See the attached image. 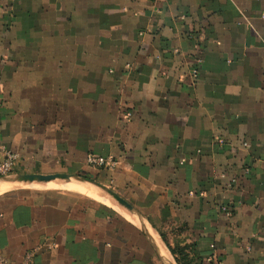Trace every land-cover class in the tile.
<instances>
[{
	"label": "crops",
	"instance_id": "0c3cea01",
	"mask_svg": "<svg viewBox=\"0 0 264 264\" xmlns=\"http://www.w3.org/2000/svg\"><path fill=\"white\" fill-rule=\"evenodd\" d=\"M3 149L9 264H264V0H0Z\"/></svg>",
	"mask_w": 264,
	"mask_h": 264
},
{
	"label": "built area",
	"instance_id": "2783aa9c",
	"mask_svg": "<svg viewBox=\"0 0 264 264\" xmlns=\"http://www.w3.org/2000/svg\"><path fill=\"white\" fill-rule=\"evenodd\" d=\"M132 117L131 112H127L125 114L126 119H130ZM222 143V141H220ZM4 158L0 161V179L5 177H10L13 175L15 168L19 162V155L10 151L4 150ZM86 165L95 170H113L118 166V161L112 156L102 157L90 155L86 160ZM236 179H231L230 185H235ZM222 212L230 217L232 214L231 209L227 207L221 208ZM0 264H9L5 258H0Z\"/></svg>",
	"mask_w": 264,
	"mask_h": 264
},
{
	"label": "bare ground",
	"instance_id": "6f19581e",
	"mask_svg": "<svg viewBox=\"0 0 264 264\" xmlns=\"http://www.w3.org/2000/svg\"><path fill=\"white\" fill-rule=\"evenodd\" d=\"M3 179V178H2ZM1 180V179H0ZM68 186H70V184H67ZM8 188V186L7 185H5V184H0V192L1 191H3V190H5V189H7ZM162 245V244H161ZM162 247H163V245H162ZM164 249V248H163ZM161 250V249H160ZM162 252H163V250H162ZM164 253H165V251H164ZM163 256V255H162ZM166 257H167V262H166V264H174V262H173V260L171 259V257H170V255H169V253H167L166 252ZM164 259V258H163Z\"/></svg>",
	"mask_w": 264,
	"mask_h": 264
},
{
	"label": "trees",
	"instance_id": "16d2710c",
	"mask_svg": "<svg viewBox=\"0 0 264 264\" xmlns=\"http://www.w3.org/2000/svg\"><path fill=\"white\" fill-rule=\"evenodd\" d=\"M172 254L174 255L176 252L174 250H171Z\"/></svg>",
	"mask_w": 264,
	"mask_h": 264
},
{
	"label": "rangeland",
	"instance_id": "374dc122",
	"mask_svg": "<svg viewBox=\"0 0 264 264\" xmlns=\"http://www.w3.org/2000/svg\"><path fill=\"white\" fill-rule=\"evenodd\" d=\"M7 179H8V178H7ZM7 179H6V180H7ZM4 180H5V179H1L0 182H1V181H4ZM47 185H48V184H47Z\"/></svg>",
	"mask_w": 264,
	"mask_h": 264
},
{
	"label": "water",
	"instance_id": "95a60500",
	"mask_svg": "<svg viewBox=\"0 0 264 264\" xmlns=\"http://www.w3.org/2000/svg\"><path fill=\"white\" fill-rule=\"evenodd\" d=\"M8 177H5V178H3V179H7ZM21 179V178H20ZM24 180V179H23ZM40 180H42V179H40Z\"/></svg>",
	"mask_w": 264,
	"mask_h": 264
}]
</instances>
